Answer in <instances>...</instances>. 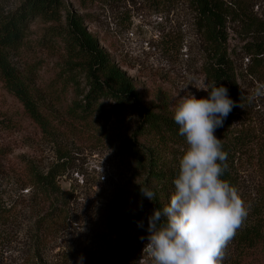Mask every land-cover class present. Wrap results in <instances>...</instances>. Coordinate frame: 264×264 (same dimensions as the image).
Here are the masks:
<instances>
[{
  "label": "rangeland",
  "instance_id": "1",
  "mask_svg": "<svg viewBox=\"0 0 264 264\" xmlns=\"http://www.w3.org/2000/svg\"><path fill=\"white\" fill-rule=\"evenodd\" d=\"M62 1L154 112L165 109L173 116L180 97L188 92L197 99L207 97L200 89L209 85L205 68L210 45L196 25L189 0ZM219 1L230 15L227 49L241 94L230 137L235 142L234 187L248 214L264 222V97L249 101L257 85L264 83V66L248 75V57L240 51L264 28V0ZM21 2L0 0V14ZM56 25L62 27L64 19ZM46 27L48 23L36 21L30 35L35 42L12 59L21 71L42 61L35 77L40 91L51 79L61 49L57 40L37 45ZM136 124L134 114L104 112L76 128L62 122L50 135H43L5 89L0 75V197L9 207L0 221V264H77L81 255L83 264H137L141 256L144 264H152L151 257L142 253L148 235L145 210L129 209L136 221L127 224L111 217L113 197L132 187L137 174L133 162L119 150ZM139 142L151 145L146 139ZM186 148L173 146L169 148L173 154L166 155L172 159L175 154L178 161ZM54 165L64 169L58 186L70 193L65 218L44 227L36 219L46 206L28 188L27 168L44 173ZM136 222L144 227L138 228ZM223 251L226 264H261L257 257H239L231 248Z\"/></svg>",
  "mask_w": 264,
  "mask_h": 264
},
{
  "label": "trees",
  "instance_id": "2",
  "mask_svg": "<svg viewBox=\"0 0 264 264\" xmlns=\"http://www.w3.org/2000/svg\"><path fill=\"white\" fill-rule=\"evenodd\" d=\"M189 2L197 15L196 25L210 45V62L205 68L209 81L207 90L213 84L223 85L236 105H241L237 76L227 49L229 13L219 0ZM62 18L64 25H56ZM36 21L49 24L42 29L37 45L57 40L61 46L59 61L43 91L37 89L35 81L42 61L25 66V71L12 64L13 58H18L21 51L35 42L31 41L30 35ZM240 51L248 57V75L254 76L261 71L264 66V28L257 37L246 41ZM0 75L5 89L16 97L26 117L46 136L62 122L76 128L104 112L134 114L136 127L131 137L119 144V150L133 162L137 174L132 187L113 197L111 217L118 224L135 222L128 211L137 207L145 210L147 220L155 208L167 204L174 190L172 181L178 172L179 159L176 160L175 154L169 159L166 153L172 155L169 148L173 146H186L184 138L178 135V125L165 109L154 112L142 103L131 79L99 48L95 38L85 30L81 18L69 11L62 0H22L13 11L0 14ZM239 109L240 106L233 107L223 127L214 133L222 140V148L227 152V169L221 179L232 186L235 182L232 146L235 142H230V137L234 114ZM140 139L148 140L151 145L139 142ZM63 174L61 165H54L44 173L34 167L27 168L28 185L31 186L28 188L46 206L36 219L40 226L47 227L65 218L64 204L70 192L61 190L57 182ZM143 187L155 192L152 202L140 195ZM8 213L9 207L0 197V221ZM227 247L239 257H257L264 264V222L247 214L225 249Z\"/></svg>",
  "mask_w": 264,
  "mask_h": 264
},
{
  "label": "clouds",
  "instance_id": "3",
  "mask_svg": "<svg viewBox=\"0 0 264 264\" xmlns=\"http://www.w3.org/2000/svg\"><path fill=\"white\" fill-rule=\"evenodd\" d=\"M205 88L200 90L207 92L206 98L197 99L190 92L180 97L172 116L187 148L178 161L167 204L147 218L142 253L151 257L152 264H222L227 242L248 214L235 187L221 179L227 169V152L214 134L232 108L241 105H236L223 85ZM261 97L264 83L257 85L249 101ZM140 195L152 202L156 194L143 187ZM136 223L144 227L143 222ZM83 261L81 255L77 264ZM137 264H144L143 256Z\"/></svg>",
  "mask_w": 264,
  "mask_h": 264
}]
</instances>
